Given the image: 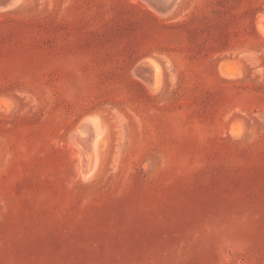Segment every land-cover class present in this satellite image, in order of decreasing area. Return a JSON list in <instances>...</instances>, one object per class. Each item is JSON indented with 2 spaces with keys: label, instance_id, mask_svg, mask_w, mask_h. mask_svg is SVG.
<instances>
[{
  "label": "rangeland",
  "instance_id": "374dc122",
  "mask_svg": "<svg viewBox=\"0 0 264 264\" xmlns=\"http://www.w3.org/2000/svg\"><path fill=\"white\" fill-rule=\"evenodd\" d=\"M150 2L0 4V264H264V0Z\"/></svg>",
  "mask_w": 264,
  "mask_h": 264
},
{
  "label": "bare ground",
  "instance_id": "6f19581e",
  "mask_svg": "<svg viewBox=\"0 0 264 264\" xmlns=\"http://www.w3.org/2000/svg\"><path fill=\"white\" fill-rule=\"evenodd\" d=\"M17 0H9L6 7H9L11 5H13ZM178 0H151L150 5L149 6H153V8L159 12H161L159 9L162 5H166L169 2V9H171L172 7H174V5L177 3ZM149 2V1H148ZM0 4H2V1L0 0ZM5 4V5H6ZM147 4V2H146ZM3 5V4H2ZM1 5V7L3 8V6ZM148 6V7H149ZM151 6V7H152ZM151 9V8H150ZM168 9V10H169ZM153 11V10H152ZM145 63L144 67H140L139 70L143 73V76L146 79L145 85L151 89L154 90L159 86V82H160V78L159 75L157 73V69L154 65H152L150 62L145 61L142 62ZM141 63V64H142ZM89 123V122H87ZM91 125V124H90ZM93 125V124H92ZM93 129V128H92ZM94 130V129H93ZM94 134V133H93ZM74 135V134H73ZM97 135V134H96ZM76 138L74 139L76 146L78 147V149L81 152V156H83L85 158V164L86 167L90 166V162H91V155L93 154V143H94V136H92V133L90 131H86L85 132V136L81 137L79 134H75L74 135ZM95 145V143H94ZM94 156V155H93ZM96 157V156H95ZM94 158V157H93ZM84 164V163H83ZM89 168V167H88ZM91 170V168H90ZM89 173V172H88ZM84 174V173H83ZM86 174V173H85ZM88 177V176H87Z\"/></svg>",
  "mask_w": 264,
  "mask_h": 264
},
{
  "label": "water",
  "instance_id": "95a60500",
  "mask_svg": "<svg viewBox=\"0 0 264 264\" xmlns=\"http://www.w3.org/2000/svg\"><path fill=\"white\" fill-rule=\"evenodd\" d=\"M2 1V4L3 5H5L6 3H8L9 2V0H1ZM170 3V2H169ZM169 3L168 4H166V5H162L161 7H160V11L162 12V13H165L168 9H169ZM145 66V63H142L141 65H140V67L142 68V67H144Z\"/></svg>",
  "mask_w": 264,
  "mask_h": 264
}]
</instances>
